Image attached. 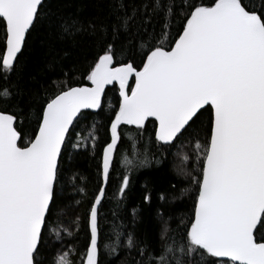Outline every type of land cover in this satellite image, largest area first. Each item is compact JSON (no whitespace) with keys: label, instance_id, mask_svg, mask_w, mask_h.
<instances>
[{"label":"snow or ice","instance_id":"obj_1","mask_svg":"<svg viewBox=\"0 0 264 264\" xmlns=\"http://www.w3.org/2000/svg\"><path fill=\"white\" fill-rule=\"evenodd\" d=\"M54 2L0 0V264H75L74 254L79 264H264V0H86L67 15ZM89 6L97 14L82 17ZM38 28L72 46L88 38L91 56L69 69L82 79L69 75L52 93L29 86L36 78L25 77L20 56ZM109 85H118V105L97 193L77 231L65 230L72 247L57 254L65 157L84 146L76 129L86 110L102 108ZM125 138L141 151L123 156L117 208L140 170L166 171L177 142L192 147L191 166L180 169L178 192L175 176L162 190L146 178L130 220L114 213L104 232L99 208ZM152 191L155 244L136 234ZM186 200L189 212L172 228L174 205ZM104 249L123 260L108 261Z\"/></svg>","mask_w":264,"mask_h":264},{"label":"trees","instance_id":"obj_2","mask_svg":"<svg viewBox=\"0 0 264 264\" xmlns=\"http://www.w3.org/2000/svg\"><path fill=\"white\" fill-rule=\"evenodd\" d=\"M84 2H86V0H55L54 7L56 5H63L62 11L65 15L69 13L75 14L77 7ZM136 2H138V0H136ZM96 14L95 9L91 6L86 7L84 11L80 13L82 17H91ZM99 15L101 19H103L104 13H99ZM0 37H3L2 30H0ZM77 40L79 43L72 46L69 40H58L54 32L49 33L43 29H36L29 37L28 45L24 49L23 55L20 56V60L24 63L25 77L27 78L32 75L36 78V82L29 86L32 88H40L42 94L44 89L52 93L60 86L61 81L68 80L69 75L78 80L82 79L79 72L72 71L69 73V69L82 62L85 56H91V49L88 45L87 37L81 39L78 36ZM2 49L3 44L0 42V50ZM64 50H70L71 55L67 58H63L62 54ZM84 82L86 83V81ZM0 83H3V81H0ZM117 88L118 86L107 88L103 106L98 112L86 111L90 114L88 119L82 120L76 129V133L80 137L79 142L84 146L80 149H70L74 159L68 160L67 157H65L66 172L63 180L65 202L62 206L60 223L58 225L64 240L62 242L53 240V243L57 247V254L61 249L67 251L72 247L73 238L67 236V231L73 233L77 231V218H83L92 197L97 193L99 185L97 172L100 162L99 157L105 141V128L108 117L111 115L110 107L118 105ZM93 125H95V127H93ZM152 127L153 123L150 120L148 122L149 130H151ZM124 128L126 131H131L134 126H124ZM92 137H96L95 147H93ZM128 143L127 138H125V143L121 145V152L115 155L112 179L106 186V194L99 208L100 223L104 232H109L112 228L114 213L117 217L122 213L126 214L123 220L124 223L130 220L132 215L131 210L134 207H139L141 197L145 194L144 186L146 178L150 180L151 186H154L156 190L166 188L168 179L173 176L177 177V180L174 181V183H176L177 192L179 189L186 186L180 169L183 168L188 170L190 168L191 165L188 161L184 160V156H191L193 154V149L186 142L183 144V147L180 146L181 142H177V147L174 148L171 155L167 157L164 165L166 171L140 170L136 174L130 193L124 200V207L122 209L117 208V201L122 199L121 194L116 192V185L120 174L124 170V164L121 162L123 156L127 155L130 159H134L133 153L138 155L141 151L139 142L135 149H129L126 146ZM78 188H84L85 192H78ZM150 194L152 196V207H144L142 213L143 221L139 224L136 234L138 237L146 235L149 241L155 244L158 225L152 218V209L157 205V192L152 191ZM190 207V200H186L183 203H175L173 210L176 212L177 220L171 222L172 228L176 227L180 216L186 215L189 212ZM116 222L120 223L121 220L116 219ZM82 236L83 234L81 233V238ZM107 242L108 241L105 240V243ZM103 251L108 261L123 260L124 258V254L120 252L113 256L108 255L107 249ZM70 258L75 261V264H79L80 256L78 254H74Z\"/></svg>","mask_w":264,"mask_h":264},{"label":"water","instance_id":"obj_3","mask_svg":"<svg viewBox=\"0 0 264 264\" xmlns=\"http://www.w3.org/2000/svg\"><path fill=\"white\" fill-rule=\"evenodd\" d=\"M117 86H118V85H117ZM109 87H111V85L107 86V87H106V90H107V88H109ZM98 110H99V109H95V110H86V111L98 112Z\"/></svg>","mask_w":264,"mask_h":264}]
</instances>
